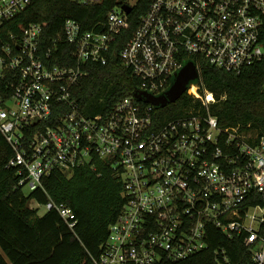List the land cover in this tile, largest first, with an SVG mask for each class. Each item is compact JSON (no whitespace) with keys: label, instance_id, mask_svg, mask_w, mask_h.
<instances>
[{"label":"built area","instance_id":"1","mask_svg":"<svg viewBox=\"0 0 264 264\" xmlns=\"http://www.w3.org/2000/svg\"><path fill=\"white\" fill-rule=\"evenodd\" d=\"M33 1L0 0V132L23 190L103 160L122 182L125 205L96 264L179 262L209 249L214 230L243 239L251 264H264V138L221 127L211 113L215 95L200 85L202 61L236 75L263 67L264 84V0H147L133 30L139 0H117L92 30L68 19L49 46L42 24L20 34L6 30ZM114 55L134 78V92L154 96L193 62L199 79L184 95L204 111L184 108L158 126L157 107L132 94L107 113H83L73 90L89 75L85 65H108ZM40 206L76 226L70 207L31 204ZM215 253L218 264H233L226 248Z\"/></svg>","mask_w":264,"mask_h":264},{"label":"trees","instance_id":"2","mask_svg":"<svg viewBox=\"0 0 264 264\" xmlns=\"http://www.w3.org/2000/svg\"><path fill=\"white\" fill-rule=\"evenodd\" d=\"M117 0H102L84 6L73 0H34L17 18L6 23V30L22 33L32 23L44 26L43 43L51 45L63 36L68 19L92 30L106 20ZM147 10V0H139L130 15L131 30ZM123 41L118 49L123 47ZM88 77L74 87V97L83 113H107L114 103L131 96L136 89L131 73L112 56L108 65L88 63ZM201 89L215 95L211 113L221 127L238 128L246 135L264 138L263 67H251L241 75L200 64ZM0 81L2 83L3 80ZM225 98V99H224ZM201 108V101L185 94L176 103L155 110L158 126L184 114V108ZM203 110V108H201ZM204 111V110H203ZM14 152L0 132V264H96L103 253L109 227L124 208L123 185L114 168L103 160L96 168L83 166L72 175L61 171L43 179L42 186L28 195L19 185L16 168L8 167ZM49 201L70 207L77 224L70 229L55 210L39 214L32 203ZM264 231V228H263ZM209 249L185 260L163 259L157 264H218L216 250L226 248L233 264H251V251L243 239L229 240L219 230L209 239Z\"/></svg>","mask_w":264,"mask_h":264},{"label":"water","instance_id":"3","mask_svg":"<svg viewBox=\"0 0 264 264\" xmlns=\"http://www.w3.org/2000/svg\"><path fill=\"white\" fill-rule=\"evenodd\" d=\"M123 8L127 13L131 12V7L124 5ZM199 79V73L193 62L187 64L176 75L170 89L162 96H154L143 91H135L133 96L138 101L152 104L157 108H164L171 103H176L186 92L189 86Z\"/></svg>","mask_w":264,"mask_h":264},{"label":"rangeland","instance_id":"4","mask_svg":"<svg viewBox=\"0 0 264 264\" xmlns=\"http://www.w3.org/2000/svg\"><path fill=\"white\" fill-rule=\"evenodd\" d=\"M24 192H25L26 195H28L30 193V191H29V189L27 187L24 189ZM45 212H46V208L43 207V206H40L39 207V214L40 215H44Z\"/></svg>","mask_w":264,"mask_h":264}]
</instances>
